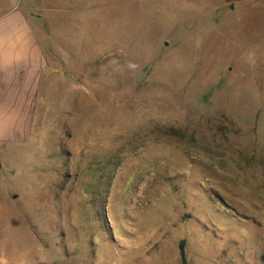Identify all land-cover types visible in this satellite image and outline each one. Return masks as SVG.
<instances>
[{"label": "rangeland", "instance_id": "obj_1", "mask_svg": "<svg viewBox=\"0 0 264 264\" xmlns=\"http://www.w3.org/2000/svg\"><path fill=\"white\" fill-rule=\"evenodd\" d=\"M32 1L64 78L0 145V264H264L263 10Z\"/></svg>", "mask_w": 264, "mask_h": 264}, {"label": "crops", "instance_id": "obj_2", "mask_svg": "<svg viewBox=\"0 0 264 264\" xmlns=\"http://www.w3.org/2000/svg\"><path fill=\"white\" fill-rule=\"evenodd\" d=\"M27 1V6L33 3ZM39 1L44 6L58 2ZM68 1L74 5L75 0ZM220 3L232 10L264 12V0H220ZM26 5L25 0H0V35L6 37L0 45V145L22 144L31 138L38 117L48 109V102L58 100L56 85L58 78L60 85L64 78L51 57L53 53L65 52V48H49ZM44 17L40 16V20Z\"/></svg>", "mask_w": 264, "mask_h": 264}, {"label": "clouds", "instance_id": "obj_3", "mask_svg": "<svg viewBox=\"0 0 264 264\" xmlns=\"http://www.w3.org/2000/svg\"><path fill=\"white\" fill-rule=\"evenodd\" d=\"M5 39H6L5 36L0 35V45H2L4 43ZM0 115H2V114H0Z\"/></svg>", "mask_w": 264, "mask_h": 264}, {"label": "trees", "instance_id": "obj_4", "mask_svg": "<svg viewBox=\"0 0 264 264\" xmlns=\"http://www.w3.org/2000/svg\"><path fill=\"white\" fill-rule=\"evenodd\" d=\"M184 244H182V254H183V261L186 263V258H185V254H184V250H183Z\"/></svg>", "mask_w": 264, "mask_h": 264}]
</instances>
